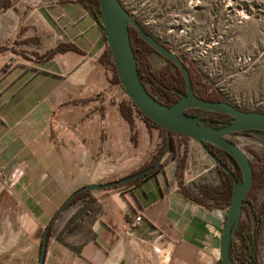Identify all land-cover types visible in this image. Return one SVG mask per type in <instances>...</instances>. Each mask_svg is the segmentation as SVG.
<instances>
[{
    "label": "crops",
    "instance_id": "1",
    "mask_svg": "<svg viewBox=\"0 0 264 264\" xmlns=\"http://www.w3.org/2000/svg\"><path fill=\"white\" fill-rule=\"evenodd\" d=\"M5 1L11 5L0 8L22 14L25 27L24 43L10 33L0 42V252L35 253L41 228L74 190L160 162L168 131L136 114L133 128L124 116L125 92L101 59L108 40L84 3ZM179 161L68 204L45 264H220L228 207L187 196ZM80 212L91 237L76 246L59 233ZM156 246L168 247V260Z\"/></svg>",
    "mask_w": 264,
    "mask_h": 264
},
{
    "label": "rangeland",
    "instance_id": "2",
    "mask_svg": "<svg viewBox=\"0 0 264 264\" xmlns=\"http://www.w3.org/2000/svg\"><path fill=\"white\" fill-rule=\"evenodd\" d=\"M122 1L159 40L185 61L196 65L204 80L226 99L242 108L264 111V0ZM24 27L22 14L0 8V42L10 33L13 37L9 41L24 43L21 38ZM20 48L18 45L16 50H24ZM150 58L156 70L168 64L167 57L159 52L153 51ZM106 66L112 77L111 65ZM122 88L125 92L122 100L130 103L134 114L140 116ZM229 137L244 148L252 160L256 157L250 147L264 152V131L235 132ZM176 141L182 180L187 187L201 197L204 188H219L222 178L217 163L200 141L182 134L176 136ZM167 145L165 138L157 146L155 155ZM258 198H264V183L258 188ZM208 202L213 201L208 199ZM61 215L56 219L54 230L59 227L57 222ZM243 218H253V214L245 208ZM89 222L80 212L59 234L78 244L76 246L83 245L91 237ZM44 228H41V241ZM26 240L27 244L28 238ZM39 256L40 248H36L35 253L31 249L19 254L0 252V264H39ZM236 263L242 264L238 260ZM258 264H264V227L259 239Z\"/></svg>",
    "mask_w": 264,
    "mask_h": 264
},
{
    "label": "water",
    "instance_id": "3",
    "mask_svg": "<svg viewBox=\"0 0 264 264\" xmlns=\"http://www.w3.org/2000/svg\"><path fill=\"white\" fill-rule=\"evenodd\" d=\"M101 6V20L106 33L109 48L120 82L126 93L134 101L138 109L149 116L159 125L176 133H182L200 141L203 147L213 156L216 163L227 172L234 175L227 165L208 145V142L217 144L229 152L230 159L242 169L243 177H235L234 192L226 214L225 225L221 236V264H237L231 254V243L239 222L243 218L245 196L254 182L252 159L229 134L244 129L264 131V111L242 108L228 99H205L194 90L190 73L184 58L159 40L152 32L146 30L142 22L133 15L121 0H99ZM2 5V3L0 2ZM133 24L140 35L159 53L171 59L183 72L186 81V91H179L181 97L172 104H167L155 96L142 81L138 69L136 53L132 45L129 25ZM188 106L200 107L207 110H216L230 113L233 118L222 125L207 121L201 114H191L185 111ZM160 162L146 169L134 172L119 179L86 183L74 190L65 202L59 207L53 218L44 230L41 243L39 264H45L48 250V228L58 214L79 193L95 188H107L114 184L127 183L142 178L158 167ZM235 176V175H234Z\"/></svg>",
    "mask_w": 264,
    "mask_h": 264
},
{
    "label": "trees",
    "instance_id": "4",
    "mask_svg": "<svg viewBox=\"0 0 264 264\" xmlns=\"http://www.w3.org/2000/svg\"><path fill=\"white\" fill-rule=\"evenodd\" d=\"M84 3L87 8L90 10L92 14H94L102 24L101 18V6L99 0H80ZM3 7H7L11 5L9 2L5 0H0ZM145 26V25H144ZM132 45L136 53V59L138 63L139 73L141 75L142 81L146 84L149 90L157 96L160 100L164 101L167 104H172L176 101H170L171 96L176 94L181 90L186 91V81L183 72L179 69V67L169 58L168 64L161 68L160 70H156L153 67L150 54L153 51L158 52L154 47H152L139 33L137 28L133 25H129ZM146 30L152 32L147 26H145ZM105 32V31H104ZM105 37L106 33H105ZM169 46V45H168ZM170 47V46H169ZM2 46H0V50ZM102 61L108 65L110 64L113 70V76L111 77L112 83H121L119 76L116 71V67L114 64V60L112 57V53L110 48L105 51V53L101 57ZM187 64L192 85L195 92L202 98L205 99H226L222 93H220L217 89L213 88L212 85L204 80L203 73L200 69L194 65L193 63ZM151 83V86L149 85ZM132 104L136 107L139 112V115L144 118L149 124L159 125L156 121H154L149 116L144 115L136 106L133 100H131ZM121 110L124 116L130 121L132 127L134 128V111L133 107L130 103H126L123 100L120 101ZM186 112L191 114H201L207 121L222 125L229 122L233 115L226 112L216 111V110H207L200 107L188 106L185 109ZM168 131L166 136V145L163 150H161L162 155H164L163 159L160 161V167H163L166 163L170 161L173 157L178 155V143L176 141V132L161 126ZM253 129H244L239 132L242 133H250ZM182 136H187L182 134ZM189 137V136H188ZM132 138H136V132L133 131ZM209 147L227 164L231 167L234 175L230 172H227L223 167L217 164L218 169L221 174L222 183L219 188H204L202 191V197L197 196L193 191L187 187L183 180H179L182 190L185 194L195 200H207L212 199V205L218 206H227L229 209L232 194L234 192L235 185V177L242 179L243 172L239 164L235 161L233 163L230 159V154L224 148L218 146L217 144L208 142ZM249 150L255 155L256 159L252 160L253 170H254V182L245 196L244 200V209L247 208L253 214V218L245 219L242 218L238 224L236 234L234 235L231 243V254L233 257L241 262L242 264H258V254H259V239L262 228L264 227V198L259 200L258 198V188L260 185L264 183V152L257 150L256 148L250 147ZM166 153V154H164ZM179 167H181L179 165ZM180 169V168H179ZM180 171V170H179ZM114 180V179H112ZM123 185L114 184L113 186ZM111 186V187H113ZM88 190H85L79 193L75 199L84 195ZM71 201V202H72ZM69 202V204L71 203ZM205 202V201H204ZM62 211L58 214V216L51 222L48 228V244L51 238V235L54 231V227L56 225V219L61 215ZM41 252V250H40ZM221 262V260H220Z\"/></svg>",
    "mask_w": 264,
    "mask_h": 264
},
{
    "label": "built area",
    "instance_id": "5",
    "mask_svg": "<svg viewBox=\"0 0 264 264\" xmlns=\"http://www.w3.org/2000/svg\"><path fill=\"white\" fill-rule=\"evenodd\" d=\"M122 1V0H121ZM123 2V1H122ZM123 4L127 7V5L123 2ZM128 8V7H127ZM129 9V8H128ZM130 10V9H129ZM130 12L135 15L131 10ZM136 16V15H135ZM137 17V16H136ZM138 18V17H137ZM139 19V18H138ZM140 20V19H139ZM141 21V20H140ZM142 22V21H141ZM143 25H145L142 22ZM146 26V25H145ZM113 57V56H112ZM143 219V214L142 213H138L136 214V216L132 219V223L136 224L139 223L141 220ZM155 250L158 252L159 255V259L161 260V257H164L168 260V255H169V249L167 246H156Z\"/></svg>",
    "mask_w": 264,
    "mask_h": 264
},
{
    "label": "flooded vegetation",
    "instance_id": "6",
    "mask_svg": "<svg viewBox=\"0 0 264 264\" xmlns=\"http://www.w3.org/2000/svg\"><path fill=\"white\" fill-rule=\"evenodd\" d=\"M166 45L168 46V44H166ZM181 91H184V90H181ZM180 97H181V94L179 92H176V94H174L173 96H171L170 101H177Z\"/></svg>",
    "mask_w": 264,
    "mask_h": 264
},
{
    "label": "bare ground",
    "instance_id": "7",
    "mask_svg": "<svg viewBox=\"0 0 264 264\" xmlns=\"http://www.w3.org/2000/svg\"><path fill=\"white\" fill-rule=\"evenodd\" d=\"M179 134H182V133H179ZM188 136V135H187ZM190 137V136H189ZM135 217V216H134ZM133 217V218H134ZM143 220V219H142ZM142 220L139 222V223H141L142 222ZM131 223H132V220H131ZM139 223H136V224H134V225H137V224H139ZM133 224V223H132ZM166 260V258H164V257H161V261H165Z\"/></svg>",
    "mask_w": 264,
    "mask_h": 264
}]
</instances>
